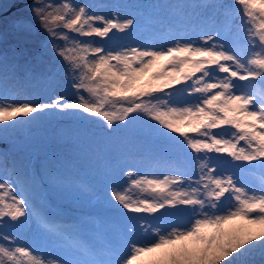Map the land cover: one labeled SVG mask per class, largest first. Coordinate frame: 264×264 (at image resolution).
Here are the masks:
<instances>
[{"label":"snow or ice","instance_id":"1","mask_svg":"<svg viewBox=\"0 0 264 264\" xmlns=\"http://www.w3.org/2000/svg\"><path fill=\"white\" fill-rule=\"evenodd\" d=\"M17 3L0 264H264V0Z\"/></svg>","mask_w":264,"mask_h":264},{"label":"rangeland","instance_id":"2","mask_svg":"<svg viewBox=\"0 0 264 264\" xmlns=\"http://www.w3.org/2000/svg\"><path fill=\"white\" fill-rule=\"evenodd\" d=\"M101 2H103V0H101ZM140 2L144 5V11L146 14H152L154 9L151 7V5L156 4V3H160L161 0H140ZM13 0H3V10H4V16L0 17V22L2 23V25H0V30H7L10 26V23L13 19V17L17 14V8H22V4L17 3L16 7H12ZM35 42V41H33ZM86 95V94H85ZM87 98V95H86ZM15 99L17 100H24V99H31L30 96H27L25 94H21L17 97H15ZM56 128L62 129L64 130L68 136L71 138L72 136H74L76 134V126L73 124H55L53 123L50 128L49 131H52ZM82 135V133H81ZM72 152L71 149H69V155L71 156ZM138 194V193H136ZM66 207V206H65ZM87 208H83V209H73V208H67V211L70 214H78V213H90L87 212ZM36 210L37 211H43L39 205H36ZM51 212V210H49V213ZM91 214V213H90ZM93 215L96 216L97 219L102 220L103 219V213L99 212V210L94 213ZM239 223V222H237ZM142 259H147V257L142 258Z\"/></svg>","mask_w":264,"mask_h":264},{"label":"water","instance_id":"3","mask_svg":"<svg viewBox=\"0 0 264 264\" xmlns=\"http://www.w3.org/2000/svg\"><path fill=\"white\" fill-rule=\"evenodd\" d=\"M98 211V208L96 206L87 208V212H90L91 214H94Z\"/></svg>","mask_w":264,"mask_h":264},{"label":"trees","instance_id":"4","mask_svg":"<svg viewBox=\"0 0 264 264\" xmlns=\"http://www.w3.org/2000/svg\"><path fill=\"white\" fill-rule=\"evenodd\" d=\"M0 25H2V23L0 22Z\"/></svg>","mask_w":264,"mask_h":264}]
</instances>
